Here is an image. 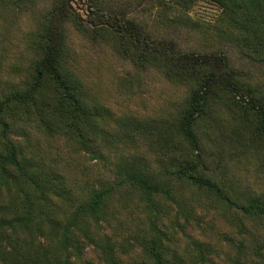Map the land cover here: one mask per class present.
I'll return each mask as SVG.
<instances>
[{"label": "rangeland", "instance_id": "1", "mask_svg": "<svg viewBox=\"0 0 264 264\" xmlns=\"http://www.w3.org/2000/svg\"><path fill=\"white\" fill-rule=\"evenodd\" d=\"M166 1L172 6L71 0V11L90 33L64 22L63 62L89 99L92 121H74L86 139L40 121L10 134L23 170L0 172V264H154L153 248L162 264H264V218L237 206L264 204L257 144L244 140L242 123L216 93L197 126L210 168L200 172L214 177L230 199L179 176L181 160L171 153L190 154L192 148L174 127L193 87L143 63L139 53L146 44L221 52L262 97L264 57L243 51L224 4ZM54 3L37 0L21 8L0 0V101L27 84L37 59L28 39ZM131 172L168 192L149 197L131 182ZM102 188L109 190L102 208L86 214L82 208Z\"/></svg>", "mask_w": 264, "mask_h": 264}, {"label": "trees", "instance_id": "2", "mask_svg": "<svg viewBox=\"0 0 264 264\" xmlns=\"http://www.w3.org/2000/svg\"><path fill=\"white\" fill-rule=\"evenodd\" d=\"M36 1L12 0V3L24 8L33 6ZM215 1L224 4L232 22L237 26L243 51L253 57H264V0ZM159 2L172 6L166 0ZM192 2L176 0L175 4L188 7ZM70 3L71 0H55L52 10L44 16L36 33L28 39V47L37 55V59L28 72L27 84L5 94L0 101V172L23 170L17 145L10 134L26 122H46L44 124L47 128L61 132L74 130L81 135L86 131L82 132V126L74 121L80 119L88 124L92 121L89 99L63 62L64 22L73 20L79 31L90 33L89 27L78 20L77 13L71 11ZM108 29L99 27L97 31ZM143 49L139 53L142 54L143 63H154L169 79L189 83L193 87L188 104L174 127L175 135L184 139L192 148L190 154L180 156L177 152L171 153L174 158L181 160L179 176L206 187L224 199H230V195L214 177L204 170L200 172V169L210 168L206 163L205 146H202L197 126L206 117L214 95L218 93L225 97L243 125L244 140L257 144L264 167V97L249 90L251 85L238 76L230 67L226 55L221 52H175L169 47L153 44H146ZM81 136L86 139L84 134ZM196 150L197 154L194 153ZM128 175L131 182L149 197L153 193L168 192L136 172ZM108 192L107 188L98 189L92 201L82 210L86 214H97ZM237 206L248 216L264 218L262 203H238ZM152 259L154 264H162L161 255L155 248L152 249Z\"/></svg>", "mask_w": 264, "mask_h": 264}]
</instances>
